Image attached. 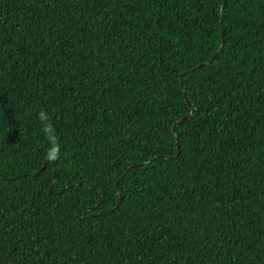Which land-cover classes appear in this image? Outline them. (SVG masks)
<instances>
[{
    "label": "trees",
    "instance_id": "1",
    "mask_svg": "<svg viewBox=\"0 0 264 264\" xmlns=\"http://www.w3.org/2000/svg\"><path fill=\"white\" fill-rule=\"evenodd\" d=\"M223 4L0 0V261L264 264V0Z\"/></svg>",
    "mask_w": 264,
    "mask_h": 264
},
{
    "label": "water",
    "instance_id": "2",
    "mask_svg": "<svg viewBox=\"0 0 264 264\" xmlns=\"http://www.w3.org/2000/svg\"><path fill=\"white\" fill-rule=\"evenodd\" d=\"M225 7H226V0H224V4H223V6H222V10H221V15H223V12H224V10H225ZM181 84H182V86H183V81H182V79H181ZM183 88H184V86H183ZM186 101L188 102V98L186 97ZM191 110V109H190ZM192 111V110H191ZM188 117V115L187 116H185V117H183L180 121H178L177 122V124L174 126V128H173V133L174 134H176V126H178V125H181L185 120H186V118ZM177 144H178V140H177ZM136 166H133L132 168H130L126 173H128L129 171H131L133 168H135ZM44 171V169H42L38 174H40V173H42ZM36 177V176H35ZM0 178H3V176L2 175H0ZM50 193L51 194H53V192H52V190L50 191ZM103 197H101L100 198V203H102L103 202ZM0 264H5V263H3L2 261H0Z\"/></svg>",
    "mask_w": 264,
    "mask_h": 264
}]
</instances>
